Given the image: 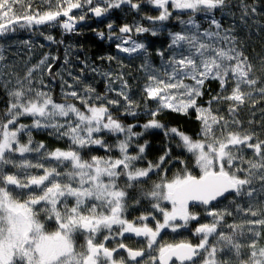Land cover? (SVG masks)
<instances>
[{
	"label": "snow or ice",
	"instance_id": "6c2138e0",
	"mask_svg": "<svg viewBox=\"0 0 264 264\" xmlns=\"http://www.w3.org/2000/svg\"><path fill=\"white\" fill-rule=\"evenodd\" d=\"M142 5L156 14L118 31L112 21L107 33L92 29L139 59V76L112 54L98 59L114 69L76 55L77 73L66 45L60 71L61 57L48 52L6 78L14 65L0 43V264H264V57L256 68L237 35V22L264 29L260 0H0V40L33 30L62 45L44 29L80 35L90 14H141ZM170 21L178 31L166 29ZM162 30L168 42L155 50L157 66L133 36ZM22 43L31 53L32 42ZM89 76L102 78L103 91ZM209 82L218 91L205 99ZM171 114L198 131L165 123ZM36 133L64 146L49 148ZM154 133L163 136L159 148ZM192 222L197 242H162V232ZM133 237L136 247L126 242Z\"/></svg>",
	"mask_w": 264,
	"mask_h": 264
},
{
	"label": "rangeland",
	"instance_id": "374dc122",
	"mask_svg": "<svg viewBox=\"0 0 264 264\" xmlns=\"http://www.w3.org/2000/svg\"><path fill=\"white\" fill-rule=\"evenodd\" d=\"M248 3H252V0H248ZM147 7H148L147 5H142V8L144 10ZM260 8H261V11H264V0H260ZM126 9L127 8H125L123 11L120 10V13H119V15H120L119 18L124 20V21H126V18H125V16H126L125 10ZM92 17L93 16L90 14L89 17L84 22L77 25V28L80 27V28H83L84 30L87 29V23H89L92 20ZM217 18L220 19L219 16H217ZM257 19L261 22V24H264V16L257 17ZM229 22H230V20L228 18H225L223 21L224 26L227 27ZM127 23L132 24L133 22L127 21ZM171 23L177 24L175 21L174 22L170 21L166 25L167 30H172V28L170 27ZM237 24H238V29H239L237 32V35L246 40L245 49H244L245 53L249 56V59L256 66V68H259V66H260L259 60L261 57H264V29L257 30V28L255 26H253L251 29L245 30V29H243L242 26L239 25L238 22H237ZM93 27L97 28L96 25ZM179 27L180 26L178 25V30H179ZM167 30H162L161 34L158 35L159 36V42L166 41V40L168 41ZM178 30H176V31H178ZM44 31H45V35L50 34L54 38H56V35L52 33L51 29L45 28ZM72 35H74V34H69V36L71 38H73ZM133 38L143 41L142 39L139 38V36L135 37V35H134ZM25 40L31 41L33 44V48H32L31 53L28 51L27 46L23 45V43H22V41H25ZM77 42L78 41H75V40L74 41H68L62 47V51H60L57 44H52V43L48 42L47 40H45L44 36H41L39 34V31L34 32L33 30H19L14 35L7 38L6 40H0V43H2L6 49L5 55H6L7 59L4 61V63L14 65L13 67L3 69L5 76L7 78V73L10 71L17 73L20 76H23L24 72L26 71V68L30 67L32 64L36 63L43 56L44 53L50 52L53 55L60 56V54L64 53V49H65L66 45H72L73 46L74 51L72 53V55H73L72 63L76 65V68H74L73 71H76L78 73V70L80 68V64L75 59V56L79 55L81 57V59H88L90 61H92V59H90V57L88 55H85L86 57L84 58L82 53H80V51L77 49L78 48ZM113 42H115V41H113ZM40 45H44V47L41 48ZM148 45L151 49L152 46L150 44H148ZM117 56H120L122 59H124L125 63H128V61L133 60L132 58L126 57V55L122 54V53H117ZM152 59H154V61H152L153 64H155L156 60L158 59V62L156 63V65L159 66V64H160L159 57H157L155 55V58L152 56ZM62 61H63V57H62ZM57 62H55V64ZM97 66H99V65H97ZM110 67L114 69L116 67L115 62H113V64ZM102 68L107 69L109 67H102ZM60 70H61V65L58 66V71H60ZM125 71H126V69H125ZM99 78L102 81V78L101 77H99ZM45 79H47V77H45ZM55 90H56V92H55ZM54 92H55L54 94L56 96L58 95V97H59V94H60L59 81L56 82L54 85ZM245 109H248V107L245 106ZM249 115H250V111L248 110V112L245 114L244 117H249ZM253 119H255L256 121H259L260 120V114L257 113V115ZM256 126H257V130L259 131L260 130L259 126L255 125V127ZM245 127H249V126H245ZM45 143L47 144V146L49 148L63 147L64 146L63 142H57L54 139H51V141L49 140L48 142H45ZM229 222H231V218H229ZM192 223H196V222H192ZM178 236H182L181 233H179ZM262 243H264V241H262Z\"/></svg>",
	"mask_w": 264,
	"mask_h": 264
},
{
	"label": "trees",
	"instance_id": "16d2710c",
	"mask_svg": "<svg viewBox=\"0 0 264 264\" xmlns=\"http://www.w3.org/2000/svg\"><path fill=\"white\" fill-rule=\"evenodd\" d=\"M143 12H147L150 15H155L156 13L151 10L149 7H147L145 10L142 8V14ZM120 10H113L107 17L104 18H95L94 16L92 17V20L87 23V29H83L78 27L79 31H80V35H72L73 38H71L69 36L68 33H65L63 31V29L60 28H49L52 30V33L56 35V38L58 40H63L64 44L67 43L68 41H78V50L80 51V53H82V55L84 56V58L86 57L85 55H88L90 57V59H92V61L94 60L96 62L97 65H99L100 67H110L107 63L101 62L99 61L98 57L99 56H107L109 54L112 55H117V51L115 49V42L113 41H109L107 39L105 40H100L98 39L97 35L95 32L92 31V29H97L99 31H103L105 33L108 32V29L106 27L107 23L112 21L114 22L115 26H118V28L123 25L124 23H127V21H131V22H136L140 19V16L142 14H137L135 12H131L128 9L125 10V18L126 21L120 19ZM143 24L145 26H148V21L147 20H143L142 21ZM174 22V21H172ZM200 23L202 24V27H207V23L203 20V18H200ZM97 28H94L93 26H95ZM170 27L172 28L173 31L178 30V24H174L171 23ZM118 31V29H116ZM64 34V35H63ZM63 36V37H62ZM136 37V36H135ZM140 39H142L144 42L150 44L152 47V56L155 58V50L156 49H163L166 47L167 45V40L166 41H161L159 42V36L156 37H152L149 34H144L143 36H139ZM64 44L62 45H58V48L60 51H62V47L64 46ZM82 49V50H81ZM63 54H60L61 60L58 61L54 68L53 71L56 72L58 71V66L62 64V57ZM131 61V65L129 68L126 69V71L131 72L137 76L141 75V73L138 71V65L140 64V60L139 59H133L130 60ZM152 61H154V59H152ZM158 62V59L156 60V63ZM129 63V61H128ZM155 63V65H156ZM89 80H93L95 82V86L98 88V90L103 91L104 89V84L103 82L100 80L99 77H95L93 78L92 76L87 77ZM58 82V81H57ZM210 90L211 93H215L216 91H218V84L216 82H209V84L206 85V95H205V99L208 98V91ZM56 92V90H55ZM54 92V93H55ZM58 97V95H57ZM264 106V102H262L261 104L257 105V108ZM248 112V109H243L240 113V118L244 121V126H249L247 124V121L249 118L251 117V113L249 115V117H244L245 114ZM131 119V118H129ZM164 122L167 124H171L174 126H178L180 127L184 132L193 135L198 131L199 125L194 121V120H190V119H186L183 118L181 116L175 115V114H171L168 115L167 117L164 118ZM254 128L257 129V126L255 127V125H253ZM151 142H152V146L154 148H159L161 146V142L163 140V136L159 133H154L152 135H150L148 137ZM34 139L37 141H45L48 142L49 140L51 141V139L49 137H47L46 135L42 134V133H36L34 134ZM99 154H103L102 152ZM146 207V205L144 206ZM141 209H138L137 212L133 213L132 215H136L138 214V212ZM195 225V223H192V225L190 226V229ZM182 236L178 237V238H190V236L187 235V232L181 234Z\"/></svg>",
	"mask_w": 264,
	"mask_h": 264
},
{
	"label": "flooded vegetation",
	"instance_id": "af4514ba",
	"mask_svg": "<svg viewBox=\"0 0 264 264\" xmlns=\"http://www.w3.org/2000/svg\"><path fill=\"white\" fill-rule=\"evenodd\" d=\"M195 226H196V223L192 228H194ZM185 232H187V235L190 236L189 239L193 243L197 242L196 238L191 235V229L190 228L186 229V230H182L179 233L183 234ZM179 233H172L170 230H165L164 232L161 233V240H162V242H169V243L176 242L179 239H181V238H178V237H180V236H178ZM134 241H135V238L133 237L131 240L126 241V242H128L130 244V246L136 247V244L134 243Z\"/></svg>",
	"mask_w": 264,
	"mask_h": 264
},
{
	"label": "water",
	"instance_id": "95a60500",
	"mask_svg": "<svg viewBox=\"0 0 264 264\" xmlns=\"http://www.w3.org/2000/svg\"><path fill=\"white\" fill-rule=\"evenodd\" d=\"M115 26V25H114ZM116 29H118V26H115Z\"/></svg>",
	"mask_w": 264,
	"mask_h": 264
}]
</instances>
